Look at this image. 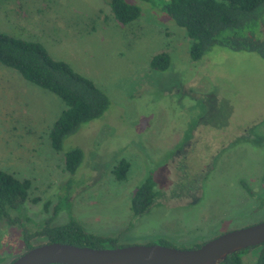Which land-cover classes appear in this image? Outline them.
I'll return each mask as SVG.
<instances>
[{
  "label": "rangeland",
  "instance_id": "374dc122",
  "mask_svg": "<svg viewBox=\"0 0 264 264\" xmlns=\"http://www.w3.org/2000/svg\"><path fill=\"white\" fill-rule=\"evenodd\" d=\"M129 1L140 6V16L121 24L106 0H0L1 32L40 42L110 99L102 116L64 139L63 151L77 146L84 158L69 213L60 211L53 223L70 214L86 230L116 240L104 247L193 248L264 220V57L214 46L193 60L191 39L164 10L166 0ZM261 25L264 37V14ZM160 51L170 56L163 70L150 66ZM64 108L58 95L0 63V169L31 181L24 209L0 220V264L26 249L22 228L33 230L57 203L67 173L49 132ZM225 142L227 150L209 157L211 147ZM120 158L130 164L123 181L111 171ZM156 171L160 195L132 216L131 193ZM248 188L257 191L250 195ZM257 252L243 253L244 264H253Z\"/></svg>",
  "mask_w": 264,
  "mask_h": 264
},
{
  "label": "trees",
  "instance_id": "16d2710c",
  "mask_svg": "<svg viewBox=\"0 0 264 264\" xmlns=\"http://www.w3.org/2000/svg\"><path fill=\"white\" fill-rule=\"evenodd\" d=\"M106 1L114 19L121 24L131 23L140 16V6L129 0ZM164 10L179 27L184 28L191 39L189 55L193 60L201 59L214 46L250 51L264 57V37L261 35L264 0H166ZM0 63L17 70L24 79L55 93L64 102L65 108L49 132L51 145L58 152L63 151V142L67 136L77 131L82 124L102 116L110 105V99L103 89L76 71L67 61L52 57L40 42L0 31ZM169 63L170 56L165 51L154 54L150 59V66L155 69H166ZM83 158L84 153L80 147L72 146L63 151L64 171L67 174L59 188L57 203L53 206L52 214L36 222L33 230L22 228L25 250L39 244L37 242L40 239L44 242L59 241L90 247L115 243L116 240L111 236L97 235L86 230L70 214L64 223L52 221L60 210L69 213L75 173ZM129 167V162L120 158L111 171L116 180L123 181ZM30 186V179L16 177L0 169V220L10 221L11 212L19 215L28 199ZM156 197V181L150 172L131 193L132 215L142 214L155 202ZM48 207L49 201L43 203V209ZM11 219L15 223L19 222L18 216ZM251 247L258 249L253 264H264V242ZM251 247L229 254L219 264H244L242 255Z\"/></svg>",
  "mask_w": 264,
  "mask_h": 264
},
{
  "label": "water",
  "instance_id": "95a60500",
  "mask_svg": "<svg viewBox=\"0 0 264 264\" xmlns=\"http://www.w3.org/2000/svg\"><path fill=\"white\" fill-rule=\"evenodd\" d=\"M264 242V220L225 231L193 248L165 244L90 247L48 241L7 264H219L229 254Z\"/></svg>",
  "mask_w": 264,
  "mask_h": 264
},
{
  "label": "flooded vegetation",
  "instance_id": "af4514ba",
  "mask_svg": "<svg viewBox=\"0 0 264 264\" xmlns=\"http://www.w3.org/2000/svg\"><path fill=\"white\" fill-rule=\"evenodd\" d=\"M248 134H251V133H250V132H245L244 135H248ZM187 136H189V134H188ZM187 136L185 137V140L188 139V138H190V137H187ZM243 138H246V136H243ZM193 140H194V139H193ZM193 140H192V141H193ZM187 144L189 145V149H187V152L183 155V158L188 154L189 150L192 151L191 149H192L193 144H192L191 140L188 141ZM233 144H234V143H231V146H232ZM220 146H221L220 143H216V145H214L213 147H211V149L208 150L209 157H210V155L215 157V156H216L221 150L225 151V150H227V149L230 147V146H229V147L227 148V146H226V142H225L221 147H220ZM223 146H224V147L226 146V148L223 149V148H224ZM223 151H222V152H223ZM206 158H207V155H206ZM166 160H167V159H166ZM163 163H164V162H163ZM163 163H162V165H163ZM162 165H160V166H162ZM158 169H159V168H158ZM157 172H158V171H156V172L153 173V177H154V180L156 181V183H157V180H156ZM208 173H209V171H207V169H206L205 171L203 170V174H204V175H206V174H208ZM180 174H181V173H180ZM201 180H202V179H201ZM202 181H203V180H202ZM262 181H263V179H262ZM262 181H261V185H259V188H262V186H263V188H264V181H263V182H262ZM197 182H200V179H199V181H197ZM195 183H196V182H195ZM200 183H201V182H200ZM201 188H202V185H201ZM156 189H157V188H156ZM255 191H257V190H255ZM255 191H254V189H252V188H248V189H247V192H248V194H250V195H252ZM172 192H174V191H172ZM201 192H202V190H201ZM258 193H260V192H258ZM175 194H176V193H173L172 195L174 196ZM177 194H179V193H177ZM159 195H160V193H159V191L157 190V197H158ZM179 195H180V194H179ZM157 197H156V199H157ZM156 199H155V202H156ZM155 202H154V203H155ZM154 203H153V204H154ZM153 204H152V205H153ZM152 205H151V206H152ZM151 206H150V207H151ZM60 211H66V210L63 209V210H60ZM60 211H59V212H60ZM59 212H58V213H59ZM144 212H145V211H144ZM144 212H143V213H144ZM66 213H67V211H66ZM140 215H141V214H140ZM132 216H133V215H132ZM137 216H138V215H137ZM224 218H225V217H224ZM224 218H220L219 220L222 221ZM221 221H220V222H221ZM227 231H228V230H227ZM224 232H225V231H224ZM222 233H223V232H222ZM220 234H221V233H220ZM217 235H219V234H217ZM217 235H215V236H217ZM215 236H214V237H215ZM212 238H213V237H212ZM210 239H211V238H210ZM206 241H207V240H206ZM202 243H204V242H202ZM202 243H200L199 245H201ZM199 245H198V246H199ZM198 246H197V247H198Z\"/></svg>",
  "mask_w": 264,
  "mask_h": 264
}]
</instances>
